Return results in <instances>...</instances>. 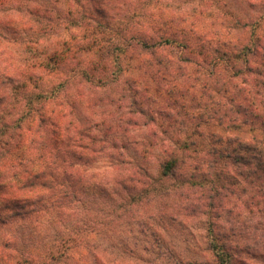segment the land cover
<instances>
[{
  "label": "trees",
  "instance_id": "trees-1",
  "mask_svg": "<svg viewBox=\"0 0 264 264\" xmlns=\"http://www.w3.org/2000/svg\"><path fill=\"white\" fill-rule=\"evenodd\" d=\"M20 1L0 0V10ZM25 1L28 15L41 26L39 36L51 35L62 27L85 33L82 43L92 56L83 67L73 65V68L79 70L90 92L120 82L119 76L124 71L122 60L128 54L142 59L148 74L152 71L153 76H180L183 94L190 90L195 101L199 89L196 80L201 78L197 73L204 74L202 78L217 88L215 94L211 92L205 99L202 95L201 101L198 100L199 112L193 118L197 125L190 136H202V129L210 125L231 135L213 134L209 144L186 139L177 150L170 151L164 142L161 149L166 152V159L160 169L163 177L176 178V173L190 165L194 175L186 180V188L182 187L189 203L186 210L193 214L203 212L206 216L208 250L215 264H246L241 255L249 252L247 247L243 251L241 241L236 239L239 232L235 225L231 226L229 241L217 235L213 221L219 218L222 201L229 194L230 214L240 215L239 209H244L264 215V35L257 33V21L235 17L222 30L199 35L194 41L208 44L216 40L221 44L222 49L208 52L205 44L195 49L191 40H180L181 32L177 29L167 35L150 27H137L138 13L130 4L125 8L128 3L125 0H69L61 8L54 0ZM142 4L147 5L146 0ZM248 6L264 7V0L252 1ZM3 28L1 22L0 40L7 38L1 31ZM244 28L248 37L238 40L235 32ZM209 34L210 38H206ZM75 38L72 36L71 41ZM176 49L180 53L174 56ZM67 57L65 50L56 51L49 61L38 62L31 68L47 71L51 64L57 67ZM189 65L194 66V71H189ZM222 71L230 73L223 83ZM215 76L220 79H214ZM40 79L36 71L0 62V226L40 214L46 209L45 204L55 210L79 202L83 176H77L78 165L93 163L101 154L114 161L111 166L116 170L114 183L122 194L133 200L142 192L149 195L153 179L143 167L126 166L124 143L118 139L109 142L107 134H93L73 124L70 108L76 103L63 92L68 80H60L45 93ZM124 83L125 92L119 102L128 101L135 111L150 117L155 124V113L147 107L133 82ZM229 83L230 96L225 88ZM31 86L32 90H28ZM232 87H236L235 92ZM244 130L248 136L243 134ZM197 171L203 175L208 171L214 177L211 180L205 176L207 184L196 182ZM221 176L230 183L222 185ZM13 243L8 238L0 242V264L61 263L70 252L69 242L64 241L57 248L50 246L41 258L32 261L22 256L23 261L22 258L14 261Z\"/></svg>",
  "mask_w": 264,
  "mask_h": 264
},
{
  "label": "rangeland",
  "instance_id": "rangeland-1",
  "mask_svg": "<svg viewBox=\"0 0 264 264\" xmlns=\"http://www.w3.org/2000/svg\"><path fill=\"white\" fill-rule=\"evenodd\" d=\"M68 1L54 0L60 8L65 7ZM125 1H128L125 8L130 4L138 13L137 27H150L167 35L177 29L181 32L178 38L191 40L195 49H200L203 44L208 52L222 49L216 40L208 44L194 40L199 35L222 30L223 25L231 24L235 17L257 21L255 29L264 35V18L259 19L263 17L264 7L252 9L248 6L250 2L260 0H146L147 5L142 4L143 0ZM26 3L22 0L0 10V23L4 24L1 31L7 36L0 40V62H11L26 71H36L42 80L41 90L45 93H49L60 80L67 79L64 95L76 103L70 108L69 117L73 124L93 134H107L109 142L118 139L124 143L127 146L123 157L128 164L126 166L143 167L153 181L149 195L142 192L134 200L128 198L115 186L116 170L111 168L114 161L101 154L93 163L78 165L77 176H83L79 202L55 210L45 204L46 209L40 214L0 226V242L4 238L12 239L14 261L21 258L23 261V257L36 260L43 257L50 246L57 248L68 241L70 252L61 263L55 264H215L208 250L210 235L207 233L206 216L203 212L193 214L186 210L189 203L182 194L186 180L194 175L193 169L188 165L176 173V178H165L160 167L166 159V152L161 149L164 142L170 151L177 150L186 139H198L209 144L213 134L219 137L231 135L210 125L202 129V136H190L197 125L193 120L199 112L197 103L202 95L205 99L211 92L215 94L217 88L202 78L204 74L197 73L201 78L196 80L199 89L195 101L190 90L183 94L180 76H153L152 71L148 74L142 59L136 54H128L122 60L124 71L119 76L120 82L104 89L98 88L92 91L95 92L93 94L89 85L82 82L79 70L73 68V65L83 67L92 56L82 43L85 33L81 30L74 33L62 27L51 35L39 36L41 26L28 15ZM247 33V28H244L235 32V36L239 40L248 37ZM74 35L76 38L71 41ZM207 36L210 38V34ZM64 50L68 57L61 65L55 67L51 64L47 71L31 68L38 62L49 61L54 52ZM179 50H174V56ZM188 69L194 71V66L189 65ZM228 72L222 71L221 76H225L222 83L228 81ZM214 79L220 78L215 76ZM129 80L143 96L147 107L155 113V124L150 117L135 111L128 101L119 102L120 95L125 92L124 82ZM205 86H209L205 90L210 93L202 90ZM225 88L230 96V83ZM232 88L235 92L236 87ZM28 90H32V86ZM104 99H108L107 102ZM243 134L249 135L245 130ZM197 172L196 182L207 184L205 176L211 180L214 177L209 176L208 171L205 175ZM221 182L222 185L230 183L224 176H221ZM222 204L219 218L213 221L217 235L230 241V229L235 225L239 232L236 239L241 241L242 250L247 247L249 252V255H241L243 262L264 264V215L248 213L244 209H239L242 211L240 215L230 214V194Z\"/></svg>",
  "mask_w": 264,
  "mask_h": 264
}]
</instances>
